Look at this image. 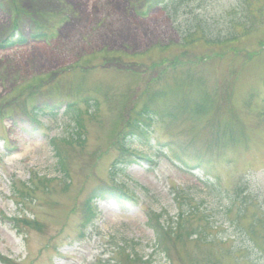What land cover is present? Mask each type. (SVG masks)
Masks as SVG:
<instances>
[{
  "label": "rangeland",
  "instance_id": "rangeland-1",
  "mask_svg": "<svg viewBox=\"0 0 264 264\" xmlns=\"http://www.w3.org/2000/svg\"><path fill=\"white\" fill-rule=\"evenodd\" d=\"M240 1L184 0L175 11V3L170 1L165 6L150 8L147 0H0V43L13 32L14 22L18 33L26 39L33 34L36 24L46 30L52 28L53 21L59 27L48 41L29 40L24 46L0 49L1 215L6 218L20 215L19 199L14 198L15 184L19 188V182L28 183L34 173L48 178L59 176L50 141L76 134L73 121L61 105L83 96L98 98L102 105L96 112V119L84 116L86 143L82 148L78 145L74 148L70 189L62 192L63 186L56 183L51 194H36L37 203L30 213L46 228L41 233L19 234L11 223L0 218V253L3 256L18 264H97L99 260L116 257L113 252L122 247L148 259L154 254L155 236L147 227L146 210H164L175 216L190 206H200L212 223L219 224L221 228L216 232L220 236V231L225 230L232 240L243 243L224 215L230 205L226 192L234 179L246 176L249 191L253 196H260L259 192H264V158L259 162L251 159L247 169L240 162L237 166L234 163L226 166L222 159L212 162L223 178V187L219 188L222 193L218 188L210 189L207 182L210 186L214 184L208 174L182 169L172 161L175 158L165 147L171 141L180 149L190 143L189 151L200 153V140L206 143L209 133L206 120L198 127L201 120L198 118L180 127L167 120L156 122L150 129L148 145L132 142L131 153L155 161L130 166L119 174V183L138 197L139 206L122 211L114 203L101 202L96 222L83 239L78 235L79 209L83 201L101 180L108 181L109 169L120 156L117 148L110 144L118 139L124 116L134 105L136 111L143 103H133L135 92L142 91L150 79L159 76L163 81L172 73L168 64L152 71L149 67L180 54L184 34L191 28L203 24L226 27L234 16H237L236 21H245L247 16L251 22H261L262 28L250 37L240 38L233 48L242 46L253 51L252 48H258V43L264 40V0H248L247 10L240 6ZM204 44L205 41L194 49L191 47L188 55L192 59L213 55L215 49ZM221 60L216 76L228 82L233 57L230 54ZM162 70L169 73L162 74ZM263 81L264 63L256 70L248 68L238 74L237 88L243 97L260 88L249 113L240 104L243 100L240 97L237 100L240 113L250 125L257 123L256 113L263 103ZM80 83L83 94L73 97L72 88ZM175 90L173 84V97ZM54 105L53 116L45 114L35 122L30 115L34 106ZM167 110L161 109V116H166ZM189 114L195 118L193 113ZM221 116L230 118L232 113ZM248 129L241 148L230 150L241 149L247 153L257 145V133L262 129L254 126ZM261 139L264 140V135ZM58 246L59 253H56L53 248ZM164 263V257H153V264Z\"/></svg>",
  "mask_w": 264,
  "mask_h": 264
},
{
  "label": "trees",
  "instance_id": "trees-1",
  "mask_svg": "<svg viewBox=\"0 0 264 264\" xmlns=\"http://www.w3.org/2000/svg\"><path fill=\"white\" fill-rule=\"evenodd\" d=\"M168 1L175 3L173 4L175 11L184 3V0H147V3L148 7L152 8L159 5L165 6ZM240 6L245 10L249 9L248 0H241ZM235 11L237 10L235 9ZM236 17L234 16L226 27L222 28L213 25L210 27L206 24L191 28L184 34L181 45L183 51H180V54L173 57L174 59H162L160 63L149 67V71H152L168 64L172 73L168 74L169 72L166 73V70H162V74L169 75L168 79L165 78L162 81V78H158L159 76L152 78L147 81L142 91L135 92L133 103L141 101L143 103L141 102L140 109L136 111L134 105L124 116L123 122L119 126L118 139L115 140V143L110 144L111 147L117 148L120 156L109 169L108 181L101 180L90 191L79 209L81 225L78 235L80 239L85 237L86 231L96 222L99 215V203H114L122 211L139 206L138 197L120 184L118 178L119 174L124 173V170L130 166L155 162L147 156L131 153L128 147L131 146L130 142L133 140L139 141L141 145H148L150 129L156 122L169 121L175 127H180L182 123H191V120L198 118L201 119L197 124L200 128L201 124L199 123L206 120L205 127L208 125L209 134L206 136V143L200 140L202 148L200 153L190 152V143L183 145L180 149L171 141L166 147L175 158L172 161L178 166L181 165L182 169L208 174L214 184L210 186L207 182L210 189L223 187V178L219 172H216V167L212 162L222 159L226 166L240 162V165L244 164L247 169L249 168L248 161L251 159H254L255 162L263 160L264 140L262 141L261 137L264 135V97L261 109L256 113L257 123L250 125L244 115L240 113L237 100L239 97L243 100V103L240 104L249 113L253 108L254 99L257 98L256 91H260V88L251 90V93L247 92L243 97L238 92L237 83L240 71L248 68L256 70L262 67L264 40L258 43V48L254 46L253 51L242 46L236 49L232 47L240 38L256 34L262 28V23L251 22L247 16L245 21L243 19L236 21L234 19ZM14 24L13 32L0 43V47L3 49L24 46L29 40L48 41L55 36V31H58L59 28L53 21L52 28L46 30L40 24H36L35 31L29 39H26L18 33L16 22ZM240 31L243 33L240 34ZM203 41H205L204 45L214 48L215 53L192 59L188 55L191 51L190 48L198 47ZM230 54L233 57V62L229 64L228 82L218 80L216 74L220 68L219 62ZM258 63L261 64L258 66ZM211 83H213L212 86ZM173 84L176 85L174 97L171 95ZM82 89V83L73 87L72 92L75 93L73 97L83 94ZM65 105L67 108L64 113L73 121L76 134L68 138H53L50 141L59 176L48 178L40 177L34 173L28 183L19 182V188L15 184L14 198L19 199L17 202L20 205V215L13 218L1 215L4 220L6 219L12 224L19 234L30 231L41 233L46 228L33 213H30L32 206L37 203L35 201L36 194L38 192L45 195L51 194L56 183L63 186L62 192L66 193L70 189L72 154L76 151L74 148L76 145L82 148L86 143L83 134L85 132L84 116L87 115L89 119L94 120L98 116L96 112L102 107L98 98H90V96L76 98ZM55 107L56 105L53 107L34 106L30 115L37 122L45 114L55 115L53 113ZM161 109H168L166 116H161ZM171 109L175 112L173 113ZM189 112L193 113L195 118ZM227 112L232 113V117L223 118L221 114ZM249 126L262 129L257 133V145L251 147L247 153L241 149L230 150L229 148H241L245 142L243 135L246 139L245 133L249 130ZM91 161L93 162L94 159L92 158ZM93 164L90 163V165ZM219 190L222 193L221 189ZM226 193L230 205L225 209L224 215L228 218L230 227L237 231L236 234L241 237L243 243L232 240L225 230L226 236L223 235V231H220L222 234L220 236L216 231L221 227L217 223H212L211 219L202 212L200 206L195 208L190 206V209L181 211L175 216H170L164 210L156 212L147 209L145 212L147 227L153 231L155 236L154 254L145 259L135 251L128 252L125 248L118 247L113 252L116 257L99 260L97 264H153V257L156 255L166 259L164 264H175L176 262L181 264H264V192H259L261 197L253 196L249 191L245 176L234 179ZM53 249L59 253L60 246ZM0 262L2 264H18L1 253Z\"/></svg>",
  "mask_w": 264,
  "mask_h": 264
}]
</instances>
